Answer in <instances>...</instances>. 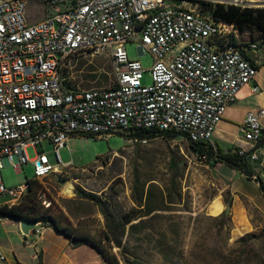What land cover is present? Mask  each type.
Instances as JSON below:
<instances>
[{"label":"built area","instance_id":"1","mask_svg":"<svg viewBox=\"0 0 264 264\" xmlns=\"http://www.w3.org/2000/svg\"><path fill=\"white\" fill-rule=\"evenodd\" d=\"M213 4L264 9V0H0V195L18 192L4 186L5 161L18 173L27 164L45 178L58 171L44 142L60 167L59 150L80 135L172 132L214 147V132L241 89H261L252 85L257 67L246 52L253 49L245 42L228 49L241 35L202 13ZM30 10L42 19L31 22ZM129 43H137L139 56H152L150 85L142 83V64L128 58ZM81 54L108 58L113 87L65 89L62 68ZM263 118L264 108H257L241 123L239 141L251 151L238 148V154L250 162L264 141ZM38 201L49 207L41 194Z\"/></svg>","mask_w":264,"mask_h":264},{"label":"rangeland","instance_id":"2","mask_svg":"<svg viewBox=\"0 0 264 264\" xmlns=\"http://www.w3.org/2000/svg\"><path fill=\"white\" fill-rule=\"evenodd\" d=\"M30 14L31 22L43 17L42 12L38 17L34 16L33 10H30ZM257 37V34L252 37L244 34L240 39L248 42ZM137 47V43H129L125 50L130 60L142 64V83L150 85L152 56L149 53L139 56ZM257 52L264 56V43H258ZM110 65L106 56L81 54L67 60L62 71L75 89H107L114 85ZM93 76L95 80L90 82ZM250 96L247 105L264 106V97L259 94ZM222 120L211 143L215 147L220 145L224 150L238 146L236 139L242 137L239 125L229 121L227 112ZM43 149L50 165L57 167L58 171L39 183V193L49 203L47 209L43 206L42 209L48 210L45 215L55 217L64 225H71L80 234L97 240L104 226L99 210L90 201L81 199V192L96 195L103 201L111 197L110 203L121 211H127L134 206L131 199L134 180L137 179L139 188L144 190L150 184L149 181L154 180L159 189L173 201L167 212L157 213L136 232L126 234L122 249L111 250L119 264H264V226L247 233L254 235V238L239 241L247 234L239 236L233 231L232 205H225V209L229 210L227 214L223 212L226 219L210 216L211 206L216 200L223 198L224 203L231 201V182L226 179L223 166L211 167L207 159L191 153L184 138H155L137 145L134 140L119 133L108 138L74 136L59 150L62 164L71 162L68 168L57 166L50 143L44 142ZM34 152L33 148L27 149L29 159L34 158ZM172 159L175 168L171 167ZM1 175L8 190L17 189L35 179L31 164L19 168L18 173L7 161ZM234 187L243 191L254 204L264 205V198L254 183L236 178ZM12 200L11 197L0 195V206ZM242 202L252 218L258 220L249 203ZM234 206L239 208L238 200H235ZM18 226L17 220L0 216V244L5 249L6 261L10 256L15 264H38L36 255L45 250V254L42 252L44 264H55L56 261L57 264H65V257L60 261L58 258L62 251L70 248L69 243L56 237L51 228L42 236L45 240L39 242L35 232L24 237ZM38 228L41 230L39 232H43L47 227L41 225ZM104 246L109 247L106 243ZM89 249L92 250L84 246L77 256H89ZM88 256L85 258L90 259ZM71 262L80 264L77 258ZM85 264L107 263L97 254L95 261Z\"/></svg>","mask_w":264,"mask_h":264},{"label":"trees","instance_id":"3","mask_svg":"<svg viewBox=\"0 0 264 264\" xmlns=\"http://www.w3.org/2000/svg\"><path fill=\"white\" fill-rule=\"evenodd\" d=\"M201 11L216 24H226L233 26L242 36L249 34H257V39L245 42V48L250 45H258L264 43V9H248L235 6H228L223 4H213L202 6ZM258 40V41H255ZM233 46L243 49V42H231ZM254 64V63H253ZM111 68V65H110ZM112 71V69H111ZM65 79L63 85L67 90H78L73 87L70 80ZM91 81L95 77H90ZM85 81H89L86 79ZM129 140H134L137 145L141 142L162 138L172 140L178 137L183 138L177 133H155V132H140L132 135H123ZM188 150L195 154L198 158L207 159L214 167L216 164H222L225 167L245 176L247 179L253 178V171L250 166V161L238 154L237 147L224 150L220 145L216 147L208 144H196L187 141L184 138ZM171 167L175 168L174 160L171 161ZM258 187L264 197V185L257 178ZM146 190L139 188V181L136 179L133 183L132 203L133 207L127 211L117 209L110 203L111 197H106L101 200L96 195L86 194L81 192L79 197L81 199L90 201L99 210L103 218L104 226L99 239H93L86 234L78 233L77 229L71 225H64L55 217L45 215L39 196V183L37 181H27L28 185L25 197L15 206L7 207V205L0 206V216L19 220L20 218H30L40 220L42 227L51 228L55 234L68 241L71 249H77L83 246H89L96 254H98L107 264H119L116 256L111 252L112 249H122V242L126 234H132L137 231L142 224L154 217L159 212H167L170 205L174 204L169 195H166L159 189L158 184L154 180L149 181ZM174 184V181H172ZM117 197V196H116ZM116 201V200H115ZM115 203V202H114ZM227 207H231V201L225 202ZM226 219L224 213L220 215ZM254 238V235L247 234L241 237L239 241L244 239ZM109 246L106 248L105 243ZM38 264H44L42 261V253L37 255Z\"/></svg>","mask_w":264,"mask_h":264},{"label":"crops","instance_id":"4","mask_svg":"<svg viewBox=\"0 0 264 264\" xmlns=\"http://www.w3.org/2000/svg\"><path fill=\"white\" fill-rule=\"evenodd\" d=\"M254 52H255L254 57H255V59H257V61L256 62L252 61V62L257 67V74L255 76V79H254L252 85L258 86L261 89V92L253 94V93H251V85L243 87L241 89V91L238 93V95L235 99V102L226 110V112L230 116L229 121L237 123L239 125V128L241 127V123L243 121V118L248 111L254 110L257 108H264L263 105H261V106L257 105V106L252 107V106H249L246 104L247 99L252 97L250 95L255 96V95L259 94L260 97L261 96L264 97V56L261 55L260 52H257V48L254 50ZM263 101H264V98H263ZM226 112H225V114H226ZM236 143L239 145L235 146V147L242 148L245 151H251L250 146L246 145L244 143H241L239 141V138L236 139ZM225 150H228V148ZM255 153L258 155L257 161L250 162V166H251L252 171H253V178L252 179H247L245 176L225 167L222 164H216V165L223 166L225 168L224 169L225 177L229 182H231V205H232L231 210L233 211L232 214H233V220H234L233 231L235 232V234H237L239 236H241L242 234L250 233L253 230H260V228H262L264 226V205H263V203H261L259 205L254 204L252 202L253 200H251L248 196H246L243 191L236 189L234 187V181L236 178H244L245 180L254 183L259 194H261V196L263 197L262 193L259 190L258 183H257L256 179L258 178L262 182V184L264 185V141H261L256 145ZM70 163L71 162H69L65 165H69ZM235 200L239 201V203H240L239 208L234 206ZM242 201H247L249 203V205L253 208V210L255 211L257 216L259 217L258 220L252 218V216L247 212V209L245 208V206H243V204H241V203H243ZM224 211H225V203H224L223 198H220V199L216 200L215 203L211 206L210 216L212 218H217ZM253 220H254V222H253ZM38 231H41V230L38 228ZM46 231H49V228H44V231L40 232V234L35 233L36 236H38V238H39V242H42L45 240L44 237H42V236L45 235ZM55 236L58 238H61L66 243H68L67 240L63 239L60 236H57V234ZM83 247H80L77 249L69 248L67 251H62L61 254H59L60 255L58 258L59 261L63 257H65V258H63V261L65 262V264H71L72 263L71 261L76 259V258L79 260L80 264H85L88 261L89 262L95 261V259L97 258V254L94 255L95 252L93 250H90V249L89 250L91 251V253H89V256L87 254L77 256V253H79V251ZM3 249H4V247H3ZM42 252H43V254H45V250H42ZM66 256H67V259H66ZM85 256H88V258H90V259H86ZM8 261H9V263H8ZM8 261H6L5 263L15 264L10 256H8ZM57 263L58 262L56 261L55 264H57Z\"/></svg>","mask_w":264,"mask_h":264},{"label":"bare ground","instance_id":"5","mask_svg":"<svg viewBox=\"0 0 264 264\" xmlns=\"http://www.w3.org/2000/svg\"><path fill=\"white\" fill-rule=\"evenodd\" d=\"M220 2H228V0H218ZM257 48L256 45L254 44H250L248 45L245 49H253V51ZM228 49H240L236 46H233L231 44V42H228ZM63 168H68V167H71V163L69 165H61ZM35 176V179L34 181H37V182H41V180L45 179V174H34ZM27 188H28V185L25 184L24 186H20L18 187V192H14V193H11V197L13 200L11 203L9 204H6L7 207H13L15 205H17L26 195V191H27ZM69 191V189H68Z\"/></svg>","mask_w":264,"mask_h":264},{"label":"water","instance_id":"6","mask_svg":"<svg viewBox=\"0 0 264 264\" xmlns=\"http://www.w3.org/2000/svg\"><path fill=\"white\" fill-rule=\"evenodd\" d=\"M247 56L251 59V61L256 62L257 59H255L254 51H247L246 52ZM229 212L228 209H225V214ZM18 225H19V230L20 233L24 236L27 237L30 234H32L36 228L42 225V222L40 220H35V219H30V218H20L17 220Z\"/></svg>","mask_w":264,"mask_h":264}]
</instances>
